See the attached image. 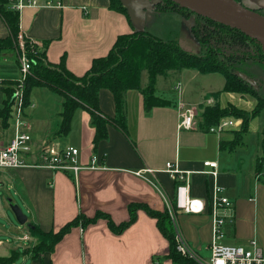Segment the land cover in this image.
Listing matches in <instances>:
<instances>
[{
	"label": "crops",
	"instance_id": "1",
	"mask_svg": "<svg viewBox=\"0 0 264 264\" xmlns=\"http://www.w3.org/2000/svg\"><path fill=\"white\" fill-rule=\"evenodd\" d=\"M55 1H61L63 6L23 8L19 12L20 30L26 38L36 42L47 62L57 64L65 59L66 67L78 76L90 69L95 58L109 53L118 35L135 29L124 13L111 8L109 0ZM8 35L9 29L0 15V38ZM15 61V64L9 61L7 53L2 54L0 107L7 97L5 88L12 89V82L19 77L17 49ZM222 83L224 87L225 78ZM223 87L218 91L210 90L211 97L205 95L206 100H200V96L187 95L189 85L183 86L180 82L176 99L166 98L171 100L170 105L156 106L150 111L145 110L142 93L129 90L126 93L128 133L110 124L107 139L100 141L97 148H94L95 129L87 109L76 110L65 143L57 133L63 109L62 95L48 87H35L30 96L34 107H28L27 114L32 120L36 115V120L40 118L46 124L35 127L31 122L34 143L52 139L64 146L75 145L80 148L82 165L89 164L92 155L97 154L104 168L83 169L75 179L70 173L46 168L0 169V257H9L12 251H18L20 255L11 264H173L165 257L169 240L160 231L157 219L144 209H138L136 220L121 233L113 232L105 218L86 226L76 225L54 250L40 253L38 257L29 252L37 243L36 238L27 224L17 221L11 209V205L18 204L28 216V223L38 224L45 231H59L81 213L91 218L98 211L120 224L129 220V204L135 202L164 211L166 200L172 199L176 191V181L166 170L167 162L190 172L191 194L207 204L202 213L177 212V227L192 248L209 252L214 236L210 210L214 178L205 172L212 170L204 165L205 161L217 162V183L234 201L233 217L228 218L225 229L234 231L237 243H247L256 232L264 242L260 230L264 219L261 169L239 163L234 152L240 145L231 149L221 144L232 140L233 136L224 138L216 130L205 131L200 114L194 129L178 127L181 105L213 104L222 96L216 98L214 94L222 93ZM227 93L232 99L240 97L238 101L244 100L249 107L242 108L233 102L223 105L219 101L223 107L233 104L247 111L252 109V99L242 93ZM99 103L103 113L110 117L115 115V99L110 90H101ZM11 137L10 126L0 121V149ZM146 169L152 170L145 172L148 179L136 174Z\"/></svg>",
	"mask_w": 264,
	"mask_h": 264
},
{
	"label": "trees",
	"instance_id": "2",
	"mask_svg": "<svg viewBox=\"0 0 264 264\" xmlns=\"http://www.w3.org/2000/svg\"><path fill=\"white\" fill-rule=\"evenodd\" d=\"M109 1L112 9L129 17L126 7L120 0ZM7 4L8 0H0V15L9 29V35L0 38V62L3 52L17 49L21 31L19 12L9 9ZM243 35L245 36V34ZM26 41L29 44V39ZM219 55L220 53L211 46L204 48L203 53L198 55L185 50L175 40H164L148 30L134 29L133 32L118 35L109 53L106 56L95 58L90 69L84 75L78 76L66 67L65 59L57 64H52L46 61L43 51L33 52L31 50L29 56L33 65L25 81L26 103H29L32 90L35 87H48L53 92L62 95L63 109L60 113L61 119L57 131L60 135H67L70 132L72 120L78 108L87 109L95 129L94 148H97L100 141L107 139L110 124L125 134L128 133L126 93L129 90L140 91L143 95L145 110L150 111L153 107L167 106L172 103L171 100L159 96L156 92L159 76L166 77L171 71L182 69H194L202 74L220 73L225 78L223 92L249 94L257 100L252 111L244 110L233 104L223 107L219 101L202 105L201 127L205 131H211V128L218 125L225 117L233 116L243 119L240 129L232 130L233 139L221 142V144H227L231 149H234L242 144L243 134L248 130L250 121L264 109V94L238 77L235 71L240 70L239 67L232 65ZM144 70L148 73L146 85H142ZM14 83L12 82V84ZM102 89H108L114 95L116 113L112 117L100 109L99 101ZM5 91L7 97L0 107V121L4 126H7L13 104V89L8 87L5 88ZM220 94L221 92H216L214 96L217 98ZM261 164L262 160L259 159L258 170L261 169ZM140 208L157 219L160 231L169 240V252L165 257L176 264H196L193 259L178 252L175 229L168 210H154L146 203L140 202L129 204L130 218L120 224H116L108 214L101 211L91 218L81 213L59 231H45L38 224L31 223L34 227H29V230L36 238L37 243L29 252H32L34 257H38L40 253L51 252L72 227L80 224L86 226L95 223L99 218L107 219L111 230L121 233L136 220L137 211ZM19 255L20 252L12 251L9 257H0V264H11Z\"/></svg>",
	"mask_w": 264,
	"mask_h": 264
},
{
	"label": "built area",
	"instance_id": "3",
	"mask_svg": "<svg viewBox=\"0 0 264 264\" xmlns=\"http://www.w3.org/2000/svg\"><path fill=\"white\" fill-rule=\"evenodd\" d=\"M8 8L20 12L25 7L61 8V1L55 0H8ZM20 31L17 47V61L21 77L16 79L12 92V109L9 126L12 130L11 140L0 149V169L34 167L46 168L72 174L75 178L83 169H102L100 156L92 155L89 164L80 163V148L75 145H62L52 139H44L35 144L31 134V122L27 114L28 107L33 103H26L25 81L32 68V59L29 51L39 49L36 42L29 39ZM181 118L178 124L180 130H191L196 126V106L181 105ZM242 124V118L221 119L220 123L211 128L218 132L228 130ZM205 166L212 170L205 171L214 178L212 200L210 205L214 236L209 246V256L203 257L190 246L177 227V212L202 213L206 210V202L191 194L190 172L183 171L173 162H167L166 170L177 182L175 195L166 200L167 210L175 229L177 250L181 254L193 259L196 264H264V248L256 240H251L250 245H226L222 240L226 237L225 225L228 218L233 217L234 201L223 193L224 188L217 183V162L205 161ZM151 169L136 171L140 177L146 178L145 172Z\"/></svg>",
	"mask_w": 264,
	"mask_h": 264
},
{
	"label": "rangeland",
	"instance_id": "4",
	"mask_svg": "<svg viewBox=\"0 0 264 264\" xmlns=\"http://www.w3.org/2000/svg\"><path fill=\"white\" fill-rule=\"evenodd\" d=\"M241 1L245 5L251 8H257L259 6V4L255 0H241ZM145 29L148 30L153 35L158 36L164 40L177 41L182 48H184L189 52L199 55L202 54L204 51L202 44L199 43L197 39L193 36V34L190 32L184 16L178 11H171L168 8H165L160 13L158 12L153 13L152 16L146 20ZM4 53L5 54L7 53V58L9 61L14 62V64L16 63L14 49L6 50L5 52H3V54ZM219 56L224 58V60L226 59V61L228 60L227 58L223 57L221 53ZM18 71H19V77L17 79H19L22 75L20 68L18 69ZM171 72L172 73L169 77L159 76L157 82L158 94L168 99H176L178 94V90L176 89V87L177 88L180 87V82H182L183 86L189 85L190 91L187 90V95H190L195 98H198L200 96V100H206L205 95L211 97L210 96L211 94L209 92L210 90L218 91L223 87V83L221 84V80L222 82H224V77L222 75H217L216 77H209V75L206 76L204 74H201L197 71H193L190 69H182ZM147 82H148V73L146 70H144L142 72V85H146ZM221 94L222 96L220 97L219 101L223 105H226L228 102H233L235 104H238L239 107L242 108L249 107V105H247L244 100L242 102H239L238 100L240 97L238 96L235 97L236 99H232L230 94H228L227 92H222ZM244 95L248 99H252L254 101L252 109L248 110V111H252L257 104V100L251 97L249 94H244ZM196 108H197L196 110L197 115L200 114L199 116L201 117L202 106H196ZM35 118L32 120L29 117V120L30 122H32L33 126L41 127L43 123L46 124V121L39 120L40 118L36 120ZM225 118L234 119L235 121L240 119L233 116L225 117ZM238 129L239 126L236 127L234 126L232 128H229L228 130H238ZM228 130L226 129L222 132H219V134L222 135L224 138L230 137L231 135L233 136L232 132ZM66 137L67 136L62 135L59 136V139L66 143L67 142ZM242 141H243L242 144H240V146H238L237 150L234 152L236 160L239 163H242L244 167L250 164L254 168H256L259 159L262 160V164L260 168L264 177V147H263L264 109L250 121L248 130H246V132H244L243 134ZM72 177L75 179L74 176ZM260 230L264 234V219L260 223ZM225 232H226V237L224 240H222V242L226 245L239 244L248 247L250 245L251 240H256L261 247H264V242H262L258 238L259 236H257V232L254 236H252V238H250V240L247 243H237L234 231L232 229L227 228L225 229ZM194 250L203 257L209 256V252H207L206 250L201 251L195 248ZM162 259L165 260L164 257Z\"/></svg>",
	"mask_w": 264,
	"mask_h": 264
},
{
	"label": "water",
	"instance_id": "5",
	"mask_svg": "<svg viewBox=\"0 0 264 264\" xmlns=\"http://www.w3.org/2000/svg\"><path fill=\"white\" fill-rule=\"evenodd\" d=\"M126 7L130 22L135 29L144 31L145 23L155 11L158 4L166 1L173 2L180 8L188 9L204 18L210 19L218 24L239 30L251 39L256 40L264 52V14L255 8H251L238 0H120ZM259 6L264 7V0H255ZM186 21V20H185ZM235 74L258 90V81L246 72L237 70ZM264 94V90L261 91ZM17 221L28 223V216L18 204L11 205Z\"/></svg>",
	"mask_w": 264,
	"mask_h": 264
},
{
	"label": "flooded vegetation",
	"instance_id": "6",
	"mask_svg": "<svg viewBox=\"0 0 264 264\" xmlns=\"http://www.w3.org/2000/svg\"><path fill=\"white\" fill-rule=\"evenodd\" d=\"M165 8L178 11L184 16L190 32L203 48L208 46L215 48L232 65L239 67L240 71L257 79V91L264 90V52L256 40L244 36L236 29L228 28L188 9L180 8L170 1L158 4L155 11L161 12ZM255 9L264 14V7L258 6Z\"/></svg>",
	"mask_w": 264,
	"mask_h": 264
}]
</instances>
